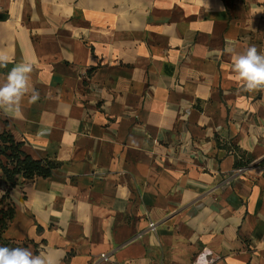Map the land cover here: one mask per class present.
<instances>
[{"label": "crops", "instance_id": "0c3cea01", "mask_svg": "<svg viewBox=\"0 0 264 264\" xmlns=\"http://www.w3.org/2000/svg\"><path fill=\"white\" fill-rule=\"evenodd\" d=\"M229 46L264 53V0H0V81L33 64L20 115L0 110V246L264 264V88ZM6 135L50 174L7 177Z\"/></svg>", "mask_w": 264, "mask_h": 264}, {"label": "clouds", "instance_id": "9594fccd", "mask_svg": "<svg viewBox=\"0 0 264 264\" xmlns=\"http://www.w3.org/2000/svg\"><path fill=\"white\" fill-rule=\"evenodd\" d=\"M225 51L231 54L232 71L236 80L243 82L247 91L264 88V53L259 52L255 46H250L243 52H237L229 46ZM7 63V58L0 57V66H6ZM32 71L33 64L30 62L16 64L8 71L5 79L0 81V110L20 115L22 100L29 92ZM36 99L38 95L33 92L31 101ZM0 264H53V261L47 252L34 255L26 248L0 246Z\"/></svg>", "mask_w": 264, "mask_h": 264}, {"label": "trees", "instance_id": "16d2710c", "mask_svg": "<svg viewBox=\"0 0 264 264\" xmlns=\"http://www.w3.org/2000/svg\"><path fill=\"white\" fill-rule=\"evenodd\" d=\"M4 141L8 144L6 147L9 151V154L6 155L7 160L12 164V168H7L6 165L2 166L7 177L11 178L12 175L17 172H22L23 176L26 178H31L36 175L47 176L50 174L51 169L53 168V163L47 160H32L18 150V144H15L8 135L4 137ZM10 217V211L2 212L0 217V228L4 227L6 223L5 220Z\"/></svg>", "mask_w": 264, "mask_h": 264}, {"label": "built area", "instance_id": "2783aa9c", "mask_svg": "<svg viewBox=\"0 0 264 264\" xmlns=\"http://www.w3.org/2000/svg\"><path fill=\"white\" fill-rule=\"evenodd\" d=\"M242 168H239L240 171ZM149 228L151 230L155 229L154 222H149ZM98 259L100 262H103L104 264H117L115 261H113L108 253H100L98 256Z\"/></svg>", "mask_w": 264, "mask_h": 264}]
</instances>
